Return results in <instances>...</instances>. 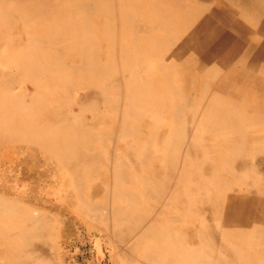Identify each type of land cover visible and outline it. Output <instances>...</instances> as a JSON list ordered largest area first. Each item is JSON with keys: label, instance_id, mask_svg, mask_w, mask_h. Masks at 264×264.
Returning <instances> with one entry per match:
<instances>
[{"label": "bare ground", "instance_id": "6f19581e", "mask_svg": "<svg viewBox=\"0 0 264 264\" xmlns=\"http://www.w3.org/2000/svg\"><path fill=\"white\" fill-rule=\"evenodd\" d=\"M36 1L41 2L42 0ZM114 1L115 0H108L106 2H104V0H74L75 6H72V8H83V12L89 14V12H92L103 4V7H101L103 14L109 15V11L112 8L114 10ZM148 1V7L144 5V14L150 20L147 22V32L150 34L148 36L149 40H147L145 48H143L142 45L137 46V52L135 53L133 61L134 64L137 62L142 67L143 65H150V63H152L151 65H155V67L156 65L162 67L161 70L166 76L163 82L166 84L169 83V75L174 68L173 65L168 62L171 60H167L170 54L176 53L181 56L184 55L183 57L187 58L189 55L187 53L184 54V50L186 47H192L198 54L204 48L212 49L213 52L215 51V53H211V56L215 57L214 59L218 58L223 60L226 54L230 55V52L226 50L227 43L236 42L231 37L228 40L225 38V40L220 41L214 34H210L206 43L205 39H199L198 35L202 34L209 23L207 18L206 20L198 21V27L192 31L191 36H187L184 39V42H178V38H175V29L173 26V10L161 6L153 0ZM208 1L210 0H197L195 4L188 3L182 6V8L192 13H198L201 17H204L207 13H210V11L212 13H219L218 8L220 6L221 10L228 14L231 12L243 13V9H245L247 13H250L252 16L257 17L261 15V17L264 18V0H213L215 7L212 8L214 10H211L212 8L207 10V8H209L207 7ZM122 5L124 8L132 6L130 0H122ZM84 13L83 17L85 18L86 16ZM81 23V20H74L72 18L70 21L71 30L60 32L58 35L54 32H48L43 36H39V44L48 41H57L60 43L59 47H56L59 53L74 54L83 61L81 64H75L73 62L74 64L70 66V71L73 75L70 80L72 81L70 85L74 84V79L79 77L80 74L84 75V80H82L83 85L81 87L86 90L89 89L87 90L89 100L79 106V109L91 111L92 113L98 111L102 112L96 125L90 127L83 124L79 117L81 112H73L74 118L69 120V122L65 121L62 124H58V128L55 131L41 130L36 124L25 122V132H23L19 130L18 126L12 127L14 122L13 118L7 116L5 110H0L5 114L3 115L0 112V115H2L0 120V135L7 136L11 139L22 138L27 142L32 141L44 152L42 153V159H35L33 164L25 160V167H23L22 172H25V178L30 179L29 181L33 188L32 191H38L41 185L32 175V172H35V170H38L39 173L45 171V164L51 162L49 168L52 178L55 182V186L59 185V187L56 188L53 186L50 191L53 194L54 204L59 205L65 203L62 199H59L58 196H62L64 193L67 194L65 184L70 186L68 195L71 199L69 202L75 204V207L73 209L71 207V209L80 215L87 228L100 232L101 235L103 234L102 237L104 236L105 240L112 247L117 249V257L131 260V264H264V188L252 184L245 192L239 193L238 190L234 188L235 185L230 182V178L226 180L230 182V184L226 186L225 190H221L222 187L219 182V180L222 179L221 172L223 173L229 169L219 165L222 160L220 154L232 158L234 154L241 152V149L237 148L236 145H230L231 142L229 138L232 132H236L237 129L241 127H244V130H246L248 127L254 125L256 121L255 117L246 119V117L242 115L240 109L245 107L242 102L239 103L236 99L243 96L241 95L243 92H246L244 97L247 101V107L253 108V112H255V109H260L264 112V77L262 75L259 78L253 77L255 73L253 67L258 66V64L255 65L257 62H254V64L245 62L251 69H242L239 68L238 65L230 64L229 58L227 57V59L223 60L226 72L222 74V69L215 65V62L208 64L213 59L211 57V60H206V57L199 60L198 58L186 59V62L194 64L199 69L206 66L212 67L215 71L213 75L217 78L219 76L221 80L222 78L224 79L221 85L223 87V92H232L233 95L231 94V96L236 99H234L233 103L229 104L225 100L218 98L217 103L220 107L224 106L233 110V120L231 121L227 118L225 122L220 120L214 123L212 121V124H216L214 128L215 131L225 137V146L223 148L219 149L217 144L207 142L200 132L192 141L190 149L203 148L204 156L212 162V164L207 166L204 165L202 168V170L206 171V174L191 176L189 171L193 169V167L189 163V166H186L185 170L179 172V178L177 180L175 179L176 175L174 170L170 169L166 174L167 181L165 183L169 185L163 187L159 186L160 184L158 183V177L162 176L158 168L156 176H154L157 181L148 176L144 177L143 180L144 187L147 189L145 194L150 196L153 200L159 201L155 204L153 201L145 204V202L142 203L124 188V184L134 185L132 180L131 183L127 181L126 164L130 161H134L135 167L137 166V169H141L144 167V162L147 164V160L153 158V151L150 150L151 146L153 148L152 142L149 138L144 140L141 138V130H143L145 134L146 132L150 133L151 128L147 129L144 126V122L147 118L146 116L152 114L150 116V121L157 122L159 118L156 109L164 100H159L160 102L155 103L154 111L150 104L143 105L141 103L143 99L140 96L143 95V93L134 94L130 97L128 112L126 111L127 109H124V107L118 104L119 101H117V98L115 102H113L111 97L114 92H117L119 89L118 85H114V82L119 79V71L118 69L114 70V66L119 63H123L125 68L126 65L129 66V59L127 58L129 53L125 52L119 63L112 62L109 66L101 65L99 60L94 59L95 51L92 52V43L87 45L88 41L81 40V38H85L83 35L88 37V39L86 38L87 40L93 39L91 35L93 31L90 27H84L86 29L81 33L78 28ZM152 29L153 32L151 34ZM100 32V38L105 41H109L111 36L115 33L110 28ZM3 37L5 38V34ZM8 37L9 36H7V38ZM34 37L35 40H37L38 36ZM111 42L112 40L109 41V43ZM238 42L239 40L237 43ZM0 44H4V42ZM207 45H212L213 47H207ZM243 46L244 45H242V47ZM126 47L127 46L124 45V51ZM248 47H244V52L250 55L253 51L249 50ZM37 51H39V49H37ZM59 62L61 61H58V63ZM30 67L33 69V72L28 73V79L39 76L45 77L47 70H52L54 68L53 65L41 64L34 61L30 62ZM147 70H149V66L145 67V71ZM65 78V76H60L58 80L65 82ZM136 79L138 83L143 81L146 84L152 83L148 78L145 80L141 73L136 75ZM66 82H68V80H66ZM96 82H98L97 88L92 89L91 92L90 88L94 87L93 85ZM236 82L242 83L243 86L247 84L248 90H242V87ZM222 87L220 88L222 89ZM150 89L155 90L153 83ZM165 89L167 91L171 89L174 95L181 91L176 87ZM185 89L187 95L182 97L184 101L176 104L177 106L173 111L175 115L174 118L179 121H175L173 118L172 123L180 122L181 125L187 124L186 120H183V118L181 119L179 114V110L183 109V103L185 106L197 107L196 104L198 103L194 105L193 97L190 96L191 89L189 87ZM255 93H262V99H257ZM26 106L29 105L26 103ZM115 113L124 114L120 126L115 125L116 122L114 119H110V123H106L107 116H111L109 114ZM208 120L209 119L206 118L205 121L207 122ZM135 124H137V127ZM205 125L206 124H203L204 127ZM108 126L110 130L116 129L115 131L118 135L117 141L126 142L130 151L129 154L125 156H120V153H116L118 161H120L116 165L117 170L114 173L116 183H113L112 187V194L116 203L109 214L105 211L107 203L104 202L107 192L109 191L107 190V182L105 180L109 172L104 159L107 157L106 153L110 152L107 146L108 140L111 142L116 139V136L104 132L106 131L105 128ZM89 128L97 130V132L94 133ZM183 129L184 128L181 127L182 132ZM155 131L156 128H153V130L151 129V137L153 138ZM78 132L83 133L81 135L78 134ZM130 134L133 135L132 138L129 137ZM22 135H24V137H22ZM184 135L190 136L189 133H184ZM103 142L104 147H108L104 153L105 157L100 154V152H97L96 149H93L95 143L98 145ZM260 143L261 146H259ZM249 144L253 145V149L257 147L256 153L252 155H256L258 152L263 153V156L259 158L257 162L264 165V136H261L260 140L255 138L254 142ZM148 146H150V149L142 154V148ZM158 151L159 147H157V153ZM167 153L169 157L172 153V147L167 150ZM242 162L247 163L248 161ZM249 165H251V163L249 164L248 162L247 167ZM156 167L153 169L151 168L152 172L153 170L156 171ZM254 170L256 172V169ZM208 171L210 174L207 173ZM6 174L8 175V173ZM211 174H214V176L210 177ZM258 174L264 178V172L258 170ZM67 179L68 182H66ZM90 179H93V182L89 183L88 180ZM97 179L102 180L101 188L92 191L90 185ZM57 181H59V183H57ZM210 183H212V185ZM15 184L17 183L10 185L13 186ZM199 184H201V187H198ZM204 185L206 186L204 187ZM72 186H75L77 192L76 190L73 192ZM11 191L12 189L10 188H0V264H35L30 261L25 262V256H27V254L29 256L33 254L35 259H41L43 262L46 261L47 264V260H50L52 256L53 249L51 248L50 251L48 241H44L45 244H41L40 248L36 249L33 242L34 240L32 239L36 232L43 233L44 235L47 234L48 227L50 226L47 219L48 216L46 213L42 212V210L31 212L29 208L25 209V202L23 199L14 198L9 193L6 194V192ZM212 191H215V193L212 194V199L209 204L206 205L208 196ZM78 192L80 194L79 198ZM236 192L238 194H236ZM71 195L73 196L70 197ZM94 196L102 197V200L95 202ZM223 198L226 202L223 201ZM148 207L160 212H155L154 214L150 213L146 216L143 215V212L137 213V210H146L149 209ZM174 209H177L178 212L182 211V213L174 215L173 212L171 213ZM168 210L170 212L169 214L167 213ZM25 211L28 213H25ZM193 213L196 215L192 216ZM110 220L116 223L114 229L111 228V225L108 223ZM247 222H255L258 227H249V229H247L248 233L239 229H223L224 226H235L237 224L241 226L242 223ZM52 233H54V231ZM133 236L134 238L137 237L136 243L129 248L123 247V245L127 244L129 238ZM79 239L80 238H78V240ZM98 243L100 242L98 241ZM255 243L263 244L257 246ZM238 246H241L240 249H238Z\"/></svg>", "mask_w": 264, "mask_h": 264}, {"label": "rangeland", "instance_id": "374dc122", "mask_svg": "<svg viewBox=\"0 0 264 264\" xmlns=\"http://www.w3.org/2000/svg\"><path fill=\"white\" fill-rule=\"evenodd\" d=\"M106 1L108 0H104V2ZM153 1L173 10V26L175 29V38H178V42H184V39L187 36H191L192 31L198 27V21H203L207 18L209 23L202 34L198 35L199 39H205L206 43L210 34H214L220 41L225 40V38L228 40L231 37L236 42L227 43L226 50L230 52V55L226 54L223 60L228 57L230 64L238 65L239 68L242 69H251L245 64V62H251L252 64L257 62L255 65L258 64V66L253 67L255 72L253 77L259 78L261 75L264 77V18H262L261 15L257 17L252 16L250 13H247L245 9H243V13L231 12L228 14L227 12L222 11L219 6V13H212L210 11V13L201 17L198 13H192L183 10L182 8V6L188 3L195 4L197 0H194L195 2L193 0ZM130 3L132 6L124 8L122 0H115L114 10L112 8L108 13L109 15H104L101 8L103 7V4L87 14L83 12V8H72V6H75L74 0H42L41 2L36 0H0V43L4 42V44H0V110H5L6 115L13 118L14 122L12 127L18 126L19 130L23 132H25V122L34 123L41 130L55 131L58 128V124H62L65 121L69 122V120L74 118L73 112H81L79 117L83 124L90 127L96 125L102 112L98 111L92 113L91 111H83L82 109H79V106L89 100V95L87 94V90L89 89L86 90L81 87L83 85L82 80H84V75L80 74L79 77L74 79V84L70 85V82H72L70 80L73 76L70 71V66L74 63L81 64L83 61L77 55L59 53L56 47H59L60 43L57 41H48L39 44V36H43L48 32H54L56 35L63 31L67 32L71 30L70 21L72 18L74 20H81L82 23L78 27L81 33L86 29L84 27H90L93 31L91 34L93 39L87 40L88 37L83 35L85 38H81V40L88 41L87 45L92 43V52L95 51L94 59L99 60L101 65L109 66L112 62L119 63L125 52L129 53L127 57L129 59V66L126 65L125 68L123 63L114 66V70L118 69L119 71V79L114 82V85H118L119 89L117 92H114L111 97L113 102H115L117 98V101H119L118 104L124 107V109H127L126 111L128 112L130 97L134 94L143 93V95L140 96L143 99L141 100V103L143 105L150 104L154 111L155 103L160 102L159 100H164V102L160 103L161 105L156 109L159 120L157 122L150 121V116L152 114H148L144 122V126L147 129L151 128L153 130V128H156L154 138L151 137V129L150 133L146 132V134L141 130L143 135H141V138H143V140L149 138L153 145V148L151 146V149L150 146L142 148V154L150 149L153 151V158L147 160L149 164L148 162L147 164L144 162V167L141 169L138 168L139 170L137 169V166L135 167L134 161L128 162L126 164L127 181L131 183L132 180L134 185L124 184L125 190L133 194L134 197L142 203L145 202V204H148V202L151 203L153 201L155 204L159 200H153L150 196L145 194L147 189L144 187L143 178L148 176L153 180L156 179L154 176H156V172L159 168L162 176L158 177V183L160 184L159 186L165 187L169 185L165 184L167 181V172H169L170 169L174 170L176 175L175 179L177 180L179 178V172L185 170V167L189 166V163L193 167V169L189 171L191 176L206 174V171L202 170V168L204 165L207 166L212 164V162L204 156L203 148L190 149V145L195 136L200 132L203 134L207 142L217 144L219 149L225 146V137L215 131L214 128L216 124H212V121L214 123L220 120L225 122L227 118L232 121L233 110L224 106L220 107L217 100L218 98H221L230 104L233 103L236 98L231 96L232 92H223V87L221 85L224 79L222 78L221 80L219 76L218 78L215 77L213 75L215 71L212 67L206 66L199 69L194 64L186 62L187 58H198L199 60L206 57V60H211V57L213 59L208 64L215 62V65L219 66L222 69V74H224L226 72L224 68L225 63L223 60L218 58L214 59L215 57L211 56V53H215L212 49L204 48L198 54L192 47H186L184 54L187 53L189 55L187 58L183 57L184 55L181 56L176 53L168 55L167 60H171L168 62H170L174 68L169 75V83L166 84L163 82L166 79V76L161 70L162 67L157 65L155 67V65H151L152 63H150V65H143L142 67L137 62L134 64L133 61L135 53L137 52V46L142 45V47L145 48L147 40H149L148 36L150 34L147 32V22L150 20L144 14L145 7H148L147 4L149 1L130 0ZM144 5L146 6L144 7ZM207 7H209L207 10H210L212 7L214 8V1H208ZM213 8L211 10H214ZM83 13L86 16L85 18L83 17ZM107 28H110L115 32L111 36V43H109L110 40L105 41L99 36L101 33L100 31L103 32ZM152 32L153 29L151 30V34ZM4 34L5 38L3 37ZM7 36L9 37L7 38ZM34 36H38L37 40H35ZM238 40L239 42L237 43ZM124 45L127 46V51H124ZM242 45L244 46L242 47ZM207 47L213 46L207 45ZM244 47H248L249 50H252V54L249 55L247 52H244ZM37 49H39V51H37ZM32 61L41 64H50L53 65L54 68L52 70H47L45 77L39 76L33 79H28V73L33 72V69L30 67V62ZM58 61L61 62L58 63ZM146 66H149V70L147 71H145ZM140 73L144 76L145 80L148 78L149 81H152L155 90L150 89V86H152L151 82L148 84L144 83V81L141 83L137 82L136 75ZM60 76H65V79L68 80V82H66V80L65 82L59 81L58 79ZM237 84L242 87V90H248L247 84H245V86H243L242 83ZM97 85L98 82L94 83V87L90 88L91 92L92 89L97 88ZM171 87H176L181 91L174 95L171 89L169 91L165 89ZM188 87L191 89L190 96L193 97L194 105L195 103H198L196 104L197 107L185 106L183 103V109L179 110V114L181 119L183 118V120H186L187 124L181 125L180 122L172 123V119L175 117L173 111L177 106L176 104L184 101L182 97L187 95L185 88ZM220 87H222V89ZM261 94L262 93H255V97L257 99H262ZM241 95L243 96L237 98L236 101L239 103L242 102L245 107L240 109L242 115H244L246 119L255 117L256 121L254 122V125L248 127L246 130H244V127H241L238 128L236 132H232L231 137L229 138L231 142L230 145H236L237 148L241 149V152H237L232 158L220 154L222 160L219 163V165L230 169V171L228 169L223 173L221 172L222 179L219 180L222 187L221 190H225L226 186L232 182V184L235 185L234 188L237 189L239 193L245 192L252 184L264 188V178L258 174V170L264 172V165L257 162V160L263 156V153L258 152L256 155H252L256 153L257 147L256 149H253V145L249 144L253 143L255 138L260 140L261 136H264V112L255 108V112H253V108L247 107V101L244 97L246 92H243ZM26 103L29 106H26ZM109 115L111 116H107L106 123H110V119H114L116 126L122 124L124 114L115 113ZM1 117L2 115H0V120ZM206 118L209 119L207 122L205 121ZM174 120L179 121L175 118ZM203 124H206L205 127ZM135 125L137 127V124ZM181 127L184 128L183 132L181 131ZM89 129L94 133L97 132V130ZM105 129V133L116 136V139L111 142L108 140L107 146L109 147L110 152L106 153L107 157L104 159L109 172V175L105 179L107 182V190L109 191L107 192L104 202L107 203L105 211L109 214L115 207L116 203L112 194L113 183H116L114 173L117 170L116 165L120 162L118 161L116 153H120V156H125L128 155L130 151L126 142L121 141V143L120 141H117L118 135L116 134V129L110 130L109 126ZM82 133L83 132H78V134L81 135ZM184 133H189L190 136L184 135ZM22 137H24V135H22ZM129 137L132 138L133 135L130 134ZM97 143H95L93 149H96L97 152L104 155L108 147H104V142L96 145ZM259 146H261V143ZM157 147H159L158 153ZM170 147H172V153L168 157L167 150ZM42 153L44 152L41 148L37 147L32 141L27 142L22 138L11 139L7 136L0 135V171H7L13 174L10 180V182H12L8 184L10 187L14 188V190L11 191L14 192V194H9L14 198L23 199L25 202V209L29 208L31 212L42 210V212L46 213L48 216L47 219L50 226L48 227L47 234L44 235L43 233L36 232L32 239L34 240L33 242L36 249L40 248L41 244H45L44 241H48L50 251L51 248L53 249L52 256L50 260H47V264H131V260L117 257V249L112 247L105 240L104 236L102 237L103 234L101 235L100 232L87 228L80 215L72 210L75 207V204L69 202L71 199L68 195L70 192V186L65 184L67 194L64 193L62 196H58L59 199H62L65 203L59 205L54 204L53 194L50 191L53 186L56 188L59 187V185L55 186V182L52 178L49 168L51 162L45 164V171L39 173L38 170H35V172H32V175L41 184L38 191H32L33 188L29 181L30 179L25 178V172H22V170L23 167H25V160L28 163L33 164L35 159H42ZM242 161H248L251 165L247 167L248 162L246 163ZM155 167L157 168L156 171L153 170L152 172V169ZM254 169H256V172ZM207 173L210 174L209 171ZM213 176L214 174L210 175V177ZM229 178L230 182H227L226 180ZM93 179L88 180V182H93ZM101 181V179L95 180V182L90 185L91 190L93 191L97 188L99 190L102 184ZM66 182H68V179ZM13 183L17 184L13 186L10 185ZM57 183H59V181H57ZM210 184L212 185V183ZM205 186L206 185H204V187ZM198 187H201V184H199ZM71 188L73 192H75V186H72ZM213 193H215V191H212L208 196L206 205L209 204L212 199ZM236 194L238 193L236 192ZM72 196L73 195L70 197ZM79 196L80 194L78 192V198ZM101 200L102 197L94 196L95 202ZM223 201L226 202L225 199ZM139 212H143V215L146 216L150 213H159L160 211H155V209L149 208L146 210H137V213ZM172 212L174 215L182 213V211L178 212L177 209L172 210L171 213ZM25 213L28 212L25 211ZM167 213H170L169 210ZM193 215L196 214L193 213L192 216ZM108 223L111 225L110 227L114 229L116 224L115 221L110 220ZM256 226L255 222H247L242 223L241 226L238 224L235 226H224L223 229H239L247 232L249 227L254 228ZM53 231L54 233H52ZM78 238L81 240H78ZM136 238L137 237L134 238V236L129 238L127 244L123 245V247H132L137 241ZM98 241L100 243H98ZM262 244L263 243H255L257 246ZM240 247L241 246H238V249H240ZM103 254L107 256L105 257ZM29 261L35 264H46V261L43 262L41 259H35L33 254H31V256L28 254L25 256V262Z\"/></svg>", "mask_w": 264, "mask_h": 264}, {"label": "crops", "instance_id": "0c3cea01", "mask_svg": "<svg viewBox=\"0 0 264 264\" xmlns=\"http://www.w3.org/2000/svg\"><path fill=\"white\" fill-rule=\"evenodd\" d=\"M6 173H8V175L6 174ZM11 178H12V174L11 173H9V172H7V171H0V184L2 185H0V188H7V189H12V191L14 190V188L13 187H10L9 186V184L8 183H11L10 182V180H11ZM9 179V180H8ZM5 193V192H4ZM7 193H13L14 194V192H6V194ZM154 217V216H153ZM152 217V218H153ZM151 218V219H152ZM150 221V220H149Z\"/></svg>", "mask_w": 264, "mask_h": 264}]
</instances>
